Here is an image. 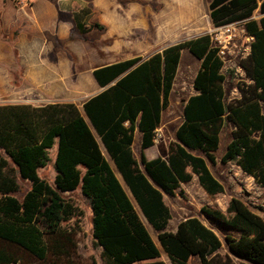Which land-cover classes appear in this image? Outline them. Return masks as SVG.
Wrapping results in <instances>:
<instances>
[{
  "label": "trees",
  "instance_id": "trees-1",
  "mask_svg": "<svg viewBox=\"0 0 264 264\" xmlns=\"http://www.w3.org/2000/svg\"><path fill=\"white\" fill-rule=\"evenodd\" d=\"M208 8L214 27L244 21L251 36L249 51L239 61L244 73L239 95L229 101L223 60L210 34L203 33L146 57L93 68L92 77L103 89L88 97L82 110L67 101L0 104V264H85L76 242L82 212L64 196L77 188L89 202L101 264H166L140 214L171 264H191V258L198 264H264V217L238 197H230L225 211L200 207L207 219L228 228L224 242L197 216L167 230L171 211L164 194L181 193V184L194 175L209 196L223 192L209 163L216 162L225 121L232 130L221 162L234 163L264 188V0H209ZM255 10L258 19L252 18ZM81 11L73 14L78 31L101 27L84 23ZM182 49L199 60L194 93L183 101L182 119L165 156L148 159L144 149L154 144ZM136 131L139 159L132 151ZM54 146L55 176L49 183L38 170ZM21 180L29 188L18 198L13 193ZM89 260L98 264L93 256Z\"/></svg>",
  "mask_w": 264,
  "mask_h": 264
},
{
  "label": "rangeland",
  "instance_id": "rangeland-1",
  "mask_svg": "<svg viewBox=\"0 0 264 264\" xmlns=\"http://www.w3.org/2000/svg\"><path fill=\"white\" fill-rule=\"evenodd\" d=\"M181 1L189 2L191 7L183 9ZM17 3H21L19 6H24L30 15L32 7H38L40 3L50 4L54 10H58L63 29L70 40L69 42L58 41L55 48L64 56L61 57V60L67 58L69 61H73V68L84 72L103 62H113L133 56L146 57L170 43L203 33L214 36L215 27L209 17V0H0V29L3 27L5 12L12 4L16 5ZM82 8L83 11H81ZM77 11H81V20L84 23L88 25L94 22L100 24L101 27L87 28L83 33L78 31L73 20V14ZM36 15L37 22L44 21L46 23L41 19V12L37 11ZM260 15L258 10H255L252 18L258 19ZM117 20L120 22L117 23ZM22 22L25 25L31 24V16L25 15ZM243 24L244 21L238 22L233 36V45L228 46L224 56L222 71L225 74L226 101L239 95L237 84L244 78L243 71H240L237 65L249 50L248 45L251 40L246 38L247 33ZM11 32L10 35H6L5 32L0 33V53L11 50L15 34L14 31ZM1 58L0 77L5 79L7 70H9L16 77L15 85H21L19 81L21 69L18 67L16 69L9 68L10 65L2 63ZM12 65L16 66V64ZM198 66L199 60L187 49H182L168 105L161 113V122L155 136L156 141H154L156 145L161 144L158 146L161 154L165 153V146L167 148L169 142L175 139V130L182 119L183 101L194 93L192 81ZM94 91L95 89L86 95L94 93ZM29 95L34 96L32 93H26L18 88L13 89L7 80L0 85V103L20 101L23 96ZM41 98L42 101H46V97ZM231 130L232 125L225 121L220 132V144L215 152L216 162L215 164L209 163L210 170L224 186L223 192L209 196L198 184L196 176H193L190 181L181 184V193L178 189L172 195L164 194V201L171 211L167 230H174L176 224L185 217L197 216L204 224L211 227L224 242L223 236L229 232L228 228L220 225L222 229L207 219L201 213L200 207L209 205L225 211L228 200L232 196L242 199L254 212L264 217V188L257 186L253 178L243 173L234 163H223L220 160V156L230 140ZM139 137L140 135L137 133L134 139L136 138L138 141ZM133 153L139 159L140 147L134 145ZM52 158V151L49 150V160L46 166L38 170L39 174L49 183H52L54 179ZM19 184L20 189L13 195L21 198L29 188V183L21 180ZM122 184L129 194L127 187L123 182ZM64 196L70 198L82 212L78 221L79 230L76 234L77 252L82 257L81 261L88 264L89 258L93 256L97 263L101 264V249L96 246L91 235L88 199L82 195L79 188L71 193L65 192ZM136 209L140 213L137 206ZM140 216L160 250V258L167 264H171L157 240L156 231L141 214ZM224 250L223 243L221 251ZM191 264H197V261L192 259ZM234 264L239 263L235 261Z\"/></svg>",
  "mask_w": 264,
  "mask_h": 264
},
{
  "label": "crops",
  "instance_id": "crops-1",
  "mask_svg": "<svg viewBox=\"0 0 264 264\" xmlns=\"http://www.w3.org/2000/svg\"><path fill=\"white\" fill-rule=\"evenodd\" d=\"M181 2L183 9L191 7L189 2ZM19 4L21 3H17L16 5L18 6L12 4L3 16L4 22L2 25L3 27L0 29V33L5 32L7 33L6 35H10L12 34L11 31H14L15 34L13 35V46L11 50H6L5 52L0 53V57H2V63L10 65L9 68L16 69V67H18L21 69V74L19 75V81L21 85H15L16 77L11 72H9V70H7V77L5 79L0 77V85L2 82L7 80L13 89L18 88L19 90H23L26 93H32L34 96H23L20 101H8L5 103H28L32 105H42L51 102L67 101L75 103L79 109L82 110V103L88 97L101 90V87H99L92 77L93 68L84 72L83 70L75 69V67L73 68V61L71 62L67 58L61 60V57L64 56L60 53V51H58L57 48H55V46H57V42L60 40L69 42L70 39L67 38L66 31L63 29L61 20L58 16V10H54L50 4L40 3L38 7H32V13L30 15L24 6H19ZM37 11L41 12V19L45 20L46 23H44V21L41 22L40 20V23L37 22ZM25 15L31 16V24L25 25L22 22ZM119 22L120 20H117V23ZM249 39L251 40V38ZM108 63L111 62H103L97 66H102ZM12 64H16V66H13ZM93 89H95L94 93L86 95ZM41 97H46V101H42ZM157 131L158 128L156 129V135ZM137 133L140 135L138 131L135 132V134ZM140 139L141 135L138 138V141L136 138L133 140L132 151L134 145H140ZM155 143L152 146L144 149V154L148 159L158 156L163 157L167 152V148L165 146V153L161 154L158 147L161 144L156 145ZM101 149L106 158L109 160L111 166L114 167L113 162L106 155L105 149L102 145ZM50 150L52 151L53 160L56 146L52 147ZM118 175L119 174L117 173V176ZM54 176L55 171L53 177ZM119 177L121 178L120 175L118 178ZM128 195L131 197L134 206H137L130 192ZM192 259L197 261L196 258H191L190 263Z\"/></svg>",
  "mask_w": 264,
  "mask_h": 264
},
{
  "label": "built area",
  "instance_id": "built-area-1",
  "mask_svg": "<svg viewBox=\"0 0 264 264\" xmlns=\"http://www.w3.org/2000/svg\"><path fill=\"white\" fill-rule=\"evenodd\" d=\"M240 21L227 23L218 27L214 28V36H211L212 42L218 47V54L223 60V66H224V56L226 54V49L229 45H233V36L235 35V29L237 28V24ZM246 38L249 39L251 36L248 34L246 35ZM249 51V50H248ZM247 54V53H246ZM237 68L240 71H243L241 66L237 65Z\"/></svg>",
  "mask_w": 264,
  "mask_h": 264
},
{
  "label": "water",
  "instance_id": "water-1",
  "mask_svg": "<svg viewBox=\"0 0 264 264\" xmlns=\"http://www.w3.org/2000/svg\"><path fill=\"white\" fill-rule=\"evenodd\" d=\"M101 89H103V87H101ZM113 168L115 169V166ZM115 171H116V169H115ZM116 173H117V171H116Z\"/></svg>",
  "mask_w": 264,
  "mask_h": 264
}]
</instances>
